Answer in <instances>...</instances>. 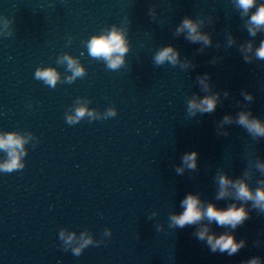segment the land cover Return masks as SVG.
I'll return each mask as SVG.
<instances>
[{"label": "clouds", "instance_id": "obj_1", "mask_svg": "<svg viewBox=\"0 0 264 264\" xmlns=\"http://www.w3.org/2000/svg\"><path fill=\"white\" fill-rule=\"evenodd\" d=\"M254 0H239V4L245 10L250 8ZM252 22L261 25L264 24V7H261L255 15L252 16ZM184 27L189 28L191 33H195L196 29L195 26L190 21H185ZM193 39L198 37L193 36ZM90 52L93 56H103L105 58H110L114 53L123 54L126 49L123 47V39L122 36L113 31L108 36H99L93 38L90 45ZM171 49H165L157 56V61L162 62L165 58H172L170 56ZM258 55L264 57V46L258 52ZM73 61L69 60V67L73 66ZM121 63V59L118 56L115 59L110 60V67H117ZM82 73V69L76 68L74 74L80 75ZM38 77L44 78L48 83L54 85L57 79V75L55 70L48 69L42 72L37 73ZM206 108L203 109L205 111H211L214 107V100L208 99L204 101ZM84 110L80 109L77 111V116H83ZM241 123H247V118L245 116H241L240 118ZM251 128H254L258 133H264V128H261L258 123H254L250 125ZM22 147V141L15 137L13 134H8L6 137H0V148L8 149L9 156L11 159L2 165L3 168L6 170H11L19 166V157L16 153V148ZM195 153L191 156L185 157L186 160H193L194 161ZM190 166H194V163ZM227 181L225 179H221V184H226ZM239 196L242 198H252V194L249 192L247 187L243 184L239 186ZM223 195V193H221ZM255 199L257 202L264 201V191H257L255 194ZM185 211L182 215L173 217V220L176 224L183 226L185 224H190L200 220L201 216L204 214L202 213L201 209L198 207V199L194 196L189 195L187 199L184 200ZM206 215L209 219H215L219 224H232L235 226L236 223L240 222L244 218V210L243 209H235L229 208L226 211L217 210L214 206L209 205L206 211ZM206 235V232L200 233V238ZM208 242L212 245L213 250L219 247L221 250L224 249H231V251H235L238 245L234 243V240L231 236L224 235L220 238L216 239L212 236L208 237Z\"/></svg>", "mask_w": 264, "mask_h": 264}]
</instances>
